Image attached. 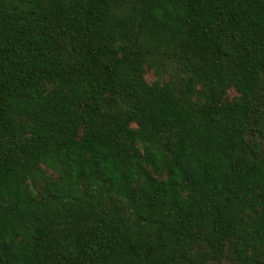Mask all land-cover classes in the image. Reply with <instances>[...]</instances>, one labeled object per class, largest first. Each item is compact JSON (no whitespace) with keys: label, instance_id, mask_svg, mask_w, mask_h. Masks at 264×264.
I'll return each instance as SVG.
<instances>
[{"label":"trees","instance_id":"obj_1","mask_svg":"<svg viewBox=\"0 0 264 264\" xmlns=\"http://www.w3.org/2000/svg\"><path fill=\"white\" fill-rule=\"evenodd\" d=\"M0 264H264V0H0Z\"/></svg>","mask_w":264,"mask_h":264},{"label":"rangeland","instance_id":"obj_2","mask_svg":"<svg viewBox=\"0 0 264 264\" xmlns=\"http://www.w3.org/2000/svg\"><path fill=\"white\" fill-rule=\"evenodd\" d=\"M146 79L149 82H152V81H154L155 77L153 76V74L151 72H148L147 75H146ZM233 96H234V94L233 93H230L229 98L231 99Z\"/></svg>","mask_w":264,"mask_h":264}]
</instances>
